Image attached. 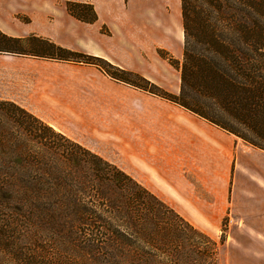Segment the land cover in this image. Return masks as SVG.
<instances>
[{
  "label": "trees",
  "instance_id": "obj_1",
  "mask_svg": "<svg viewBox=\"0 0 264 264\" xmlns=\"http://www.w3.org/2000/svg\"><path fill=\"white\" fill-rule=\"evenodd\" d=\"M68 11L81 21L97 20L91 5L69 2ZM181 16L182 60L169 58L180 70L177 95L102 57L65 48L35 34L16 37L0 29V53L92 64L116 79L121 78L108 70L134 75L145 83L140 88L264 150V144L228 125L225 119V113L233 110L237 119L249 123L256 138L264 143V1L181 0ZM35 122L43 124L41 132L44 135H38ZM23 131L41 139L47 147L51 146L50 134L63 138L79 150L65 155L75 167L88 168L93 174L92 179L86 177L77 181L82 194L57 193L50 199L40 193L31 194L32 191L20 192L22 182L34 188L39 183L38 180L19 179L22 175L17 174V165L39 163L33 155L22 154L18 137ZM37 158L42 160L39 154ZM73 181L60 177L56 184L65 186ZM90 186L96 188L88 195L84 188L90 189ZM0 206H5L7 212L8 248L17 252L21 264L51 262L45 255L35 252L36 249L27 247L35 245L33 233L27 227L38 220L58 228L77 223L87 241L86 248L105 253L98 257L103 264H220L219 254L225 243L223 236L216 240L194 227L167 202L115 164L7 100H0ZM99 234L102 237H98ZM60 262L63 264L62 259Z\"/></svg>",
  "mask_w": 264,
  "mask_h": 264
},
{
  "label": "rangeland",
  "instance_id": "obj_2",
  "mask_svg": "<svg viewBox=\"0 0 264 264\" xmlns=\"http://www.w3.org/2000/svg\"><path fill=\"white\" fill-rule=\"evenodd\" d=\"M144 1L147 2L144 15L148 17V9L158 14L159 6L168 7V44L158 47L157 51L153 48L151 53L145 52L147 61L139 67V70L155 76V79L153 81L140 71L118 67L137 73L161 89L177 95L181 84L180 70L171 64L169 58L181 61L183 56L181 0H174L172 4L171 0ZM151 18L154 20L153 16ZM104 30L102 32L107 33ZM175 33L177 40L174 39ZM73 40L72 47L55 43L81 52L76 34ZM108 71L121 79L110 76L101 67L83 62L0 53V100L22 106L55 131L115 164L212 238L220 240L223 236L225 243L219 254L220 264H264V210L255 201L252 209L249 206L253 197L250 193L253 190L250 184L251 169L240 167L242 174L232 175L229 196L226 193L225 198L218 197L214 204L213 183L192 177V157L187 153L189 147H185L187 135L182 134L179 124L173 120L184 114L200 116L140 88L145 83L134 75L121 74L113 69ZM146 89L150 90V86ZM237 118L233 110L225 113L228 125L264 144L253 134L249 123ZM34 124L38 135H44L41 132L43 124ZM48 136L51 139L49 147L41 139L26 135L25 131L19 135L18 144L22 154H31L34 160L39 161L36 165L34 162L24 163L23 167L17 165V174L22 175L18 176L19 179L39 181L35 188L22 182L20 192L32 191L31 194L40 193L50 199L57 193L82 194L77 181L86 177L92 179L91 170H80L67 159L65 154L79 152L75 146L59 136ZM249 145L259 151L255 157L263 163L262 152ZM176 146L181 152L178 156L174 155ZM131 148H135L136 153L131 152ZM38 154L42 160L37 158ZM163 165L173 172L169 171L161 177L157 170ZM60 177L73 179L72 183H68L72 187L68 184L57 185L56 179ZM177 183L181 184L182 191L196 193V205L187 203L186 199L175 193ZM93 186L84 188L86 194L95 191L96 187ZM208 186L210 189L206 188ZM258 208H261L260 211ZM6 213V207L0 206V264H21L17 252L8 248ZM81 229L75 222L58 228L38 220L27 227L35 239V245L27 247L51 259V262L47 260L49 264H61V259L63 264H103L98 257L105 253L88 250ZM98 237H102V234Z\"/></svg>",
  "mask_w": 264,
  "mask_h": 264
},
{
  "label": "crops",
  "instance_id": "obj_3",
  "mask_svg": "<svg viewBox=\"0 0 264 264\" xmlns=\"http://www.w3.org/2000/svg\"><path fill=\"white\" fill-rule=\"evenodd\" d=\"M69 2L91 5L97 20L85 22L77 19L68 11ZM172 3L174 0H171ZM146 4L144 0H0V29L16 37L31 34L47 37L68 47H72L76 34L81 52L102 57L120 67L140 71L154 81L155 76L139 70V67L147 61L145 52L151 53L153 48L157 51L158 47L168 44V7L159 6L158 14L148 9L151 13L148 17L144 15ZM104 28L107 33L102 32ZM177 38L175 33L174 39ZM173 120L179 124L182 134L187 135L185 147H189L187 153L192 157V177L213 183L214 204L218 197L225 198L226 193L229 196L232 175L242 174L240 167H249L253 189L249 206L252 209L255 201L264 210V162L256 160L255 156L259 154L257 149L204 118L184 114ZM258 150L262 152L260 156L264 161V150ZM130 151L136 153L135 148ZM180 153L176 146L174 155ZM157 171L161 177L169 171L173 172L164 165ZM179 184L175 193L186 199L187 203L196 205V193L182 191Z\"/></svg>",
  "mask_w": 264,
  "mask_h": 264
}]
</instances>
